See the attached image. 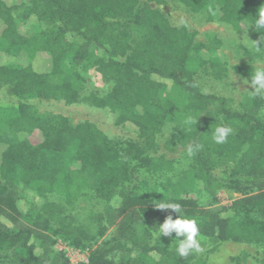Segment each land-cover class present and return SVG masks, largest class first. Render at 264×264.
<instances>
[{"label":"trees","instance_id":"1","mask_svg":"<svg viewBox=\"0 0 264 264\" xmlns=\"http://www.w3.org/2000/svg\"><path fill=\"white\" fill-rule=\"evenodd\" d=\"M169 2L264 38L251 26L264 0H0V264H211L228 243L253 256L227 264H264V95L198 86L250 80L264 50L231 46L229 66L226 41L173 26ZM91 73L106 93L86 90ZM82 104L117 131L63 114ZM217 126L232 129L223 144ZM163 199L198 221L202 251L180 257L155 236L178 216Z\"/></svg>","mask_w":264,"mask_h":264},{"label":"rangeland","instance_id":"2","mask_svg":"<svg viewBox=\"0 0 264 264\" xmlns=\"http://www.w3.org/2000/svg\"><path fill=\"white\" fill-rule=\"evenodd\" d=\"M166 16L169 18L171 24L176 27L185 26L190 30L198 31V38L202 39L205 33H216L221 38H223L227 45L224 49L226 55L228 57V65H234L236 63L234 48L233 46L241 43L244 46H251L253 44V39L251 38L250 33L247 29H243L240 32H234L229 27H226L223 24L218 22H208L205 20L204 15L201 14H192L184 9V7L178 3L169 2L167 6L163 7ZM1 27V24H0ZM232 46V47H231ZM38 64L37 67L39 69H43L44 66H48V62H46L43 57H37ZM256 67H264V62H260L256 65ZM231 74V72H230ZM233 74V73H232ZM245 79H238V77L234 76L230 77L226 84L224 83H216L209 77H203L198 79V86L201 88V91L204 93H214L217 92L219 95L223 97H231L234 101H238L240 98V94L247 91H254L251 88L250 84H246L244 82ZM250 81V80H249ZM109 85L104 84L99 76L96 73H91L88 77L87 83L85 85L86 90H97L100 93H106ZM60 110V107L57 108ZM63 114L70 115L72 119L75 121L89 119L93 121L97 126H99L102 130L106 132H116L117 129L112 124L111 114L103 111V110H95L93 108H89L86 105L82 104L75 107H65L62 109ZM165 132H168L167 128ZM166 136V133H165ZM224 193H220L219 197H223ZM234 198H238L240 194L232 195ZM197 198V197H196ZM198 202L203 206L210 207L212 209L219 208V204L210 205L209 199L206 195L199 198ZM229 202V201H228ZM226 200L222 201L220 204L225 205L228 203ZM58 249L66 251L67 256L69 257L70 262L75 263L79 261H86L85 253H78L76 251H71L66 246L62 244H58L56 246ZM246 252L249 256H253V250L251 248H246L244 246H239L235 244H225L219 250V253H216L211 257V264H227L230 256H235L237 254ZM251 261L250 259H248Z\"/></svg>","mask_w":264,"mask_h":264},{"label":"clouds","instance_id":"3","mask_svg":"<svg viewBox=\"0 0 264 264\" xmlns=\"http://www.w3.org/2000/svg\"><path fill=\"white\" fill-rule=\"evenodd\" d=\"M253 23L251 26L255 27V30L260 33V30H264V6L258 9L257 17H253ZM254 42V46L257 51L264 50V38L261 37L259 42ZM246 84H250L254 89L255 94L264 95V67H257L251 72V79L245 80ZM232 133L231 127L217 126L211 130L212 140L217 144H223L226 142L228 136ZM153 206L159 210H172L177 213V218H173L170 214L164 221L159 224L155 231V236L160 239L161 236L172 238V242H175V252L180 257H187L193 252L202 251L201 248V236L200 227L198 221L194 218H189L182 215L181 206L178 203L167 202L164 199L155 201ZM175 233V236L172 234ZM182 238V239H181Z\"/></svg>","mask_w":264,"mask_h":264}]
</instances>
